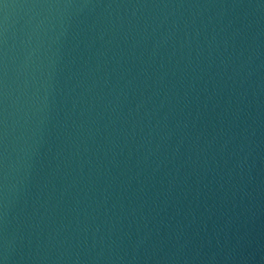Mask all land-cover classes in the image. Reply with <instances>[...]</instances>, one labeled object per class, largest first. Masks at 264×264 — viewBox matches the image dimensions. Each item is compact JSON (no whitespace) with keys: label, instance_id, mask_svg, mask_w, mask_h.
<instances>
[{"label":"water","instance_id":"95a60500","mask_svg":"<svg viewBox=\"0 0 264 264\" xmlns=\"http://www.w3.org/2000/svg\"><path fill=\"white\" fill-rule=\"evenodd\" d=\"M0 264H264V0H0Z\"/></svg>","mask_w":264,"mask_h":264}]
</instances>
